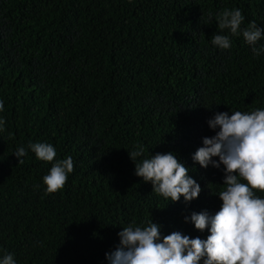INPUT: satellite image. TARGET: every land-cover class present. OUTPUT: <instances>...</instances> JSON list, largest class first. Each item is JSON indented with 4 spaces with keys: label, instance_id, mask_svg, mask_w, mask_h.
Listing matches in <instances>:
<instances>
[{
    "label": "trees",
    "instance_id": "1",
    "mask_svg": "<svg viewBox=\"0 0 264 264\" xmlns=\"http://www.w3.org/2000/svg\"><path fill=\"white\" fill-rule=\"evenodd\" d=\"M237 8L242 29L264 28V0H0V259L109 264L123 227L151 219L163 235L207 238L185 218L219 211L223 165L205 169L192 156L215 135L216 112L264 110V53L242 35L230 49L211 42L216 15ZM30 142L51 144L57 160L71 156L59 191L47 193L53 162ZM137 145V162L174 153L199 198L153 192L135 175L128 151Z\"/></svg>",
    "mask_w": 264,
    "mask_h": 264
},
{
    "label": "clouds",
    "instance_id": "2",
    "mask_svg": "<svg viewBox=\"0 0 264 264\" xmlns=\"http://www.w3.org/2000/svg\"><path fill=\"white\" fill-rule=\"evenodd\" d=\"M211 19L210 14L209 22ZM215 19L220 34L211 37L213 45L230 49L231 37L242 35L254 55L264 53V46L256 47L264 38V28L252 21L242 29L245 17L240 9H224ZM3 109L0 101V111ZM4 124L0 119V131ZM208 125L215 135L203 138V146L192 159L205 169L223 165L225 188L218 195L222 205L215 214L205 210L185 219L210 234L206 239L190 238L179 231L163 235L162 226L153 219L146 227H123L118 233L120 243L106 253L109 264H264V198L256 195L257 191L264 192V110L216 112ZM28 149L37 159L53 162L43 178L47 193L62 189L74 168L71 156L57 160L55 148L48 143L30 142ZM143 151V145H137L128 153L135 175L150 182L153 192L172 202H179L181 197L186 203L199 198L200 184L174 153H156L137 162ZM14 155L18 164H23L27 149L19 147ZM0 264H16L13 254H5Z\"/></svg>",
    "mask_w": 264,
    "mask_h": 264
}]
</instances>
